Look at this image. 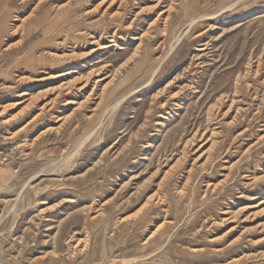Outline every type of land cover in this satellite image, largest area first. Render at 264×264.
I'll return each instance as SVG.
<instances>
[{
    "label": "rangeland",
    "instance_id": "374dc122",
    "mask_svg": "<svg viewBox=\"0 0 264 264\" xmlns=\"http://www.w3.org/2000/svg\"><path fill=\"white\" fill-rule=\"evenodd\" d=\"M0 264H264V0H0Z\"/></svg>",
    "mask_w": 264,
    "mask_h": 264
},
{
    "label": "bare ground",
    "instance_id": "6f19581e",
    "mask_svg": "<svg viewBox=\"0 0 264 264\" xmlns=\"http://www.w3.org/2000/svg\"><path fill=\"white\" fill-rule=\"evenodd\" d=\"M98 6V5H97ZM173 7V6H172ZM171 7V8H172ZM168 10V9H167ZM171 10V9H170ZM168 13V12H167ZM169 13H170V11H169ZM164 16V15H163ZM167 17V16H166ZM159 18V17H158ZM164 19V18H163ZM167 19V18H166ZM169 19V18H168ZM162 20V19H161ZM157 22V21H156ZM169 22V21H168ZM166 23V22H165ZM191 24V23H190ZM162 25L163 24H161V27H162ZM165 26V25H164ZM190 26V25H189ZM191 27V26H190ZM168 29V28H167ZM163 30L164 29H162V32H163ZM164 33H165V31H164ZM169 33V32H168ZM91 53V52H90ZM55 57V56H54ZM71 88H73V87H71ZM87 115V114H86ZM35 121V120H34ZM32 122V121H31ZM31 122H30V124H31ZM29 124V125H30ZM44 132V131H43ZM193 168V167H192ZM263 174V173H262ZM258 177V176H257ZM188 178V177H187ZM260 179V178H259ZM263 179V178H262ZM257 180V179H256ZM263 181V180H262ZM255 182V181H254ZM211 186H209V188H210ZM217 186H215L214 185V189L216 188ZM213 189V190H214ZM182 190V189H181ZM151 197H153V196H151ZM157 202V201H156ZM157 204H158V202L156 203V205H155V201L153 202V199H150V200H148L147 201V203H146V208H150V207H156L157 206ZM192 205V204H191ZM229 212V211H228ZM228 212H225L224 214H228ZM139 213V212H138ZM230 216V215H229ZM150 217V216H149ZM122 222V221H121ZM160 229V228H159ZM155 235V234H154ZM153 236V235H152ZM195 250V249H194ZM151 256V255H150ZM143 258V257H142ZM112 263H114V262H112Z\"/></svg>",
    "mask_w": 264,
    "mask_h": 264
}]
</instances>
